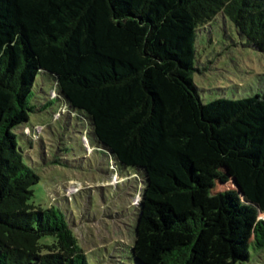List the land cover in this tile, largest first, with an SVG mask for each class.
I'll return each instance as SVG.
<instances>
[{
  "label": "trees",
  "instance_id": "obj_1",
  "mask_svg": "<svg viewBox=\"0 0 264 264\" xmlns=\"http://www.w3.org/2000/svg\"><path fill=\"white\" fill-rule=\"evenodd\" d=\"M219 18L264 54V0H0V264H89L65 212L31 203L41 177L16 130L41 74L92 148L144 177L133 264H241L264 249V95L204 103L193 77L198 32ZM212 164L239 193L214 194Z\"/></svg>",
  "mask_w": 264,
  "mask_h": 264
},
{
  "label": "rangeland",
  "instance_id": "obj_2",
  "mask_svg": "<svg viewBox=\"0 0 264 264\" xmlns=\"http://www.w3.org/2000/svg\"><path fill=\"white\" fill-rule=\"evenodd\" d=\"M196 53L193 77L204 103L264 95V54L245 46L229 19L219 18L198 32ZM56 89L49 74L38 77L30 99L36 111L16 130L25 162L41 177L31 203L65 212L89 264H133L135 206L143 197L144 177L134 168L118 170L114 159L93 149L89 123L55 98ZM208 168L214 194L240 192L233 181L219 179L221 165ZM257 218L264 220V214ZM250 252V260L241 264H264V249L252 244Z\"/></svg>",
  "mask_w": 264,
  "mask_h": 264
}]
</instances>
